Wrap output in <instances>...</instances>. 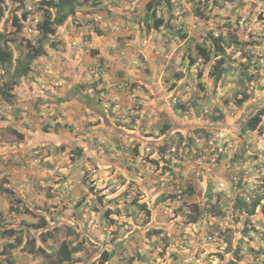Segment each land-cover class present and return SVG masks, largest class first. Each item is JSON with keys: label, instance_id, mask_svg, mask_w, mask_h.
<instances>
[{"label": "trees", "instance_id": "trees-1", "mask_svg": "<svg viewBox=\"0 0 264 264\" xmlns=\"http://www.w3.org/2000/svg\"><path fill=\"white\" fill-rule=\"evenodd\" d=\"M85 1H88L89 7L92 6L90 14L99 10L98 12L106 21L117 14L119 22L128 21L129 24H136L134 31L128 32L132 34L127 33V35H124L126 32L123 27L117 32L113 43L107 45L103 40L101 42L98 40V48H93L95 44L90 41L84 43L81 39L70 40V37L66 35L68 22H71L76 9L79 6L82 7L81 5ZM105 1L106 4L103 7V0H38L28 10L27 0H0V103L8 102L12 108L10 115L17 114V119L22 118L26 123V117L22 116L23 110H20L26 104V101L20 100L17 104L13 97L21 81L30 73L34 59L51 54L59 64L66 68L67 73L62 76L66 80L64 84L56 87V91L53 90L52 86L49 87L48 97L50 100L45 101L41 98L44 100L45 107L41 106L42 110L37 111L39 114L46 113L50 116V120L43 123V120L37 115L31 119L34 128L30 134L33 141L31 150H38L40 157L49 154L47 145L39 141L40 135L35 134V132L36 130L41 133L56 132L58 134L55 137L62 138L65 141H70L73 137L79 136L82 137L79 138L80 141H85L89 146H91V143H98V151L93 148L86 149L88 157H97L98 166L108 159H112L117 161L119 166L123 163L125 172L130 173L135 172L134 168L140 167L141 162H146L159 175H164L166 172L176 173L179 169L185 168L182 162L186 159L185 153H190L189 151L196 143V139L191 134L196 133L198 137L205 134L202 132V128L196 125L194 127L188 120L180 119L177 113L187 117L190 107L195 106L196 102H199L200 106H204V103L209 100V97L215 91L214 114L212 117L217 120L224 119L226 117L224 114H227V112L221 110V107L228 103L226 98L222 99V96L226 94L223 90L225 85L228 86L226 91L234 85H241L239 88L234 89L232 93L235 105L241 106L247 102L250 103L251 107H254L257 104L254 100V91L252 92L251 89L263 76V68L261 67L260 58L252 59L251 50L243 52L241 47L247 45L248 49L260 50L259 34L258 32H250L252 38L243 42V40L238 39L235 32H228L226 33L227 37H225L224 32L220 31L217 35H214L211 31H208L203 36L202 42L196 41L192 48L183 46L182 50V45H176V42L162 41V38L157 36L163 32L164 28L171 27L172 7L171 10H168L171 0H146L143 5L144 16L140 20L136 18L137 16L132 10H126L127 14H124L126 12L124 8L119 10L121 3L124 4L126 0ZM200 1H203L205 6L203 10H206V12L199 10ZM190 2L196 4L194 7L195 12L193 11L192 15L196 19H209V12H212L213 15L215 8L225 9L230 3L233 4L231 11L236 13V19L246 11L244 18H253L257 25L264 24V0L262 3L261 0H256L254 5L249 8L245 2L244 4L236 3V0H189ZM157 7L162 11H168L164 14H157ZM186 16H188L187 13ZM35 17H37L36 20H34ZM59 28L65 30L63 33L67 40L65 44L58 38H56L57 40L54 39L60 31ZM235 28L238 29L237 26ZM30 29L32 32H29ZM97 29L100 36L104 35L102 34V28ZM143 32L148 35V38ZM185 36H187L186 33L179 34V37L183 38V43ZM143 39L147 40L144 45L141 44ZM47 41L50 42L49 48L45 45ZM232 45H235V47L232 48ZM123 49L129 50L127 56L123 55ZM167 54H169V58L165 60ZM102 59L104 61L101 63ZM200 59L204 68L197 72V79L194 82L191 81L192 71L190 68ZM228 66L239 69L235 80L230 77H223ZM95 71L98 72V76H94ZM188 75L191 84L186 79ZM86 77L91 78L90 82L86 81ZM158 77L160 78L159 83H157ZM48 79L46 77L44 82L49 83ZM58 80H60V77H55V81ZM186 91H189L187 98L181 94ZM189 98L192 100H188ZM115 105H117V108ZM146 108H148V112L141 115V112ZM149 110H153L155 114L150 113ZM247 111L250 112V115L242 122L240 130L243 135L246 133L245 136L250 138L253 134L257 135L264 131L262 126L264 106ZM70 112L71 115L76 114L80 118L83 122L82 126H72V122L68 123L62 119L65 113ZM126 119H128V122ZM236 119H239L237 115ZM229 126L234 125L229 124ZM11 128L9 132L0 133V138L14 140L25 137V134L23 136L19 133V128ZM190 130H193L191 134L189 133ZM97 136L98 139H96ZM251 146L252 143L249 147ZM61 147L64 148L63 144H61ZM173 147L175 150L172 152ZM72 150L77 155L82 154L81 146H76ZM118 152L120 153L115 155ZM237 155L234 157L242 158L246 156L248 158L243 152ZM40 161L41 165H45L44 162L47 163V160L44 159ZM178 162H180L178 166L173 165V163ZM4 174L0 173V191L4 190L2 186L7 183ZM130 175V179L135 177L134 174ZM200 180V178H196V188L190 186V180L186 184H182L179 190L174 187L171 189L162 188L159 190L156 200L150 206L140 200L134 201V199L131 200V203L137 209L150 212L151 207L155 209L162 208L175 200L176 197H180L186 202L189 195L191 197L190 201L195 200L194 197L196 198L198 203L196 204L197 215L200 216L206 211L213 212L215 204H212L210 200L214 196V185L212 182L201 184ZM82 181H85V178ZM250 184L252 183L249 182L247 175H244L239 177L235 185L231 184L230 186V189L236 192L232 207L244 216L254 214L258 208L261 209V212H264V184H262L263 186L259 192L255 191V196H252L253 199L245 195L248 194L246 188ZM204 188V192L201 196H198V192ZM223 189L222 183H218L216 189V191H219L217 192L218 198L222 197L225 201L229 196L226 195ZM240 192L244 195L242 196ZM248 195H252V193ZM102 196H104V193L98 195L97 199L98 203L103 205ZM203 197L205 202L200 206L199 202ZM107 201L111 200L108 199ZM205 203H209V206H204ZM36 206L24 210L23 213L39 209V206ZM183 212L184 210H182ZM3 217V211L0 210V233L2 236L16 234L18 237L15 238V241L18 244L21 238L19 235L25 230L26 238L22 240V245L25 243L32 247L35 245L40 250L48 246L50 238L55 241L50 237L52 236L51 231H56L57 235L63 234V237L72 234L70 232V221L67 218H60L55 221V224H50L46 228L45 226L48 224L44 221L37 224L23 222V226L6 227L2 224ZM196 218L195 215L192 218L194 220L191 221H197ZM43 225L45 226L43 227ZM36 227H43L46 232H40L37 236L36 233L33 234L30 230H27ZM160 233L161 228L159 227L149 228L146 231L145 240L149 243L151 236H156L159 240H162ZM119 241H121V238L115 240L113 244L115 245ZM82 243L78 240L76 244L69 247L68 243L62 239L53 252L43 255L50 259L49 264H78L81 261L75 254L82 251ZM168 243H171V239H168ZM117 246L125 247L122 244ZM14 247H16L14 240L13 242L3 243L0 255ZM243 247L241 243L237 246L234 245L233 251L238 261L243 255ZM139 248H141V245L136 244L133 251L127 250L124 256V264L143 263V254ZM170 248L173 250L174 246L171 244ZM104 249L105 252L102 253L99 264H105L110 258L115 260L121 258L118 252L116 254L115 247L111 253L108 252L106 247ZM126 249H128L127 246ZM252 249L256 253L264 255V246L261 252L254 247ZM213 253L224 259L222 251ZM225 264H236V260L230 259Z\"/></svg>", "mask_w": 264, "mask_h": 264}, {"label": "rangeland", "instance_id": "rangeland-1", "mask_svg": "<svg viewBox=\"0 0 264 264\" xmlns=\"http://www.w3.org/2000/svg\"><path fill=\"white\" fill-rule=\"evenodd\" d=\"M35 1L38 0H27V7L29 10L32 8ZM145 1L146 0H126L124 1V4L121 3L119 10L123 8L125 11L132 10V12L136 14V18L140 20L144 16L143 5ZM255 1L256 0H236V3L244 4L245 2L249 8L254 5ZM105 2L106 1L103 0V7H105ZM262 2L263 0H261V3ZM199 5V10H203L205 7L203 1H200ZM81 6L82 7L79 6L76 9L71 22H68L69 26L67 25L68 30L66 35L70 37V40L72 41L74 39H81L84 43L90 41L95 44V47L93 48H98V40L99 42L103 40L107 45L113 43L117 32L123 27L126 32L124 35H127L128 32L134 31L136 24H129L128 21L119 22L117 14H115L112 19L106 21L103 17L99 18L101 15V13L98 12L99 10L90 14L92 6L89 7L88 1H85ZM195 6L196 4L189 3V0H171L168 9L171 10L172 7L170 19L171 27L164 28L163 32L159 33L157 36L162 38V41H169L170 43L176 42V45H182L183 50V46H186V48H192L196 41L202 42L203 36L208 31H211L214 35H217L220 31L224 32L225 37H227L226 33L235 32L238 39L243 40V42L246 39L252 38L250 32H258L261 41V49H248L247 45H245L243 48L241 47V50H243V52L251 50L253 54L252 59L260 58L261 67L264 72V24L257 25L255 21H253V18H244L246 11L242 13L241 17L237 15L238 19H236V13L231 11L233 4L230 3H228L227 8L225 9L219 10L218 8H215L213 15L212 12H209V19H196L192 16ZM119 10L116 11L119 12ZM167 11H162L159 7L156 9L157 14H164ZM203 11L206 12V10ZM186 13L188 16H186ZM124 14H127V11L124 12ZM36 19L37 17L34 18V20ZM100 20H103L105 23H99ZM235 26H237L238 29L235 28ZM97 28H102V34L104 35L100 36ZM58 30H60V28ZM29 32H32L31 29ZM64 32L65 30H60L54 39L57 40L56 38H58L65 44L67 40L63 35ZM182 33L187 34L184 43L183 38L179 37V34ZM145 35L148 38L146 33ZM45 45L49 48L50 42L47 41ZM233 47H235V45H232V48ZM123 50L126 51V49ZM165 60L167 59L165 58ZM103 61L104 60L102 59L101 63ZM44 66L46 67V70L49 68L47 61L44 62ZM203 68L204 65L201 62V59L197 60V62L192 65L190 68L192 71L191 81L195 82L197 79V72ZM35 72L36 70L33 69L32 73ZM94 73V76H98L97 71ZM238 73L239 69L228 66L225 69V76L223 77H230L232 80H235ZM36 76L40 78V71L36 73ZM61 76H63V74H61ZM186 79L189 84H191L189 75ZM90 80L91 78L86 77V81L90 82ZM61 82L62 81H60V83ZM159 82L160 78L158 77L157 83ZM239 86L241 85H234L231 89H227V91L226 88H228V86L225 85L223 87L226 94L222 96V99L226 98L228 100V103L221 107V110L227 112V114H224V116H226L224 119L217 120L212 117L214 114L215 91H213L209 100L204 103V106H200V104H198L199 102H196L195 106L188 109L189 112L187 117L190 116L191 111L203 109L208 110L194 120L195 122L197 120L196 124L200 125L199 127L202 128V132L205 134L204 136L202 135L198 137L196 133H192L193 130L189 131V133H192L191 135L196 139V143H194L191 150L194 152L189 151L190 153H185L186 159L182 161L185 168L182 170L179 169L176 173L166 172L164 175H159L156 171H153V168L147 165L146 162H141L140 167H137V169L134 168L136 173L125 172L124 164L122 163V166L120 167L118 166V162L113 161L112 159H108L105 163H101L98 166L97 157H88V152L86 150L88 148H93L98 151V143H91V146H89L85 141H80L79 138L82 137L79 136L76 138L73 137L70 141H65L59 137L54 139L55 136L52 134L57 136L58 133L50 132L52 133L51 135L55 144H50L51 150H48H50V154L52 155L51 159L53 160V163H50V166H57V171L54 170L55 173L62 176L64 168L73 172L74 166H76L77 169L79 166L80 168L86 166L85 168L88 170V177L86 176L87 172H84V169L77 171L79 172V179L77 181H80L82 176H86L85 181H83L85 184L84 188H86V194L85 196L81 195L80 197L81 205H76L78 196L72 193L74 195L73 200L68 206H64L62 211L59 212L62 214V217L67 218L74 224L75 222L80 224L85 223V235H80L83 239L84 246L82 251L75 254L76 257H79V261H81L78 264H99L102 259V253L105 252V247L108 252L115 247L116 254L118 252V255L121 257L118 260L110 258L105 264H124V256L127 253V250L133 251L136 244L141 245L139 250H141L144 258L143 263L141 264H225L230 259L236 260V264H264V255L256 253L255 250L252 249L254 247L261 252L264 246V212H261V209L258 208L252 215L244 216L242 213L239 214L232 207L236 192L230 189L231 184L235 185L239 177L247 175L249 182L252 184L248 185L246 190L248 194L252 193V195H245L250 199H253L252 196H255V191L259 192L263 186L262 184H264V151H262L264 149H259L261 155H259V151L256 153L255 149H253L254 144H258L260 141L261 144H263L260 148H264V134H253L252 137L248 138L245 136L246 133L243 135L240 130L242 122L250 115V112L247 110H256L264 106V73L258 80V83H256L251 89L252 92L254 91V100L257 102L254 107H251L250 103L247 102L243 103L241 106H237L233 103V90L239 88ZM29 88L30 86L24 84L22 81V85L17 87V91L13 97L17 104L20 100L26 101V104L20 109L23 110L22 116H25L26 120H30V113H32L33 116L37 115L41 118L43 123L49 121L50 116L46 113L39 114L37 111L42 110L41 106L45 107L44 100L42 101L40 97H35V100L24 99ZM181 94L183 97L185 96L187 98V96H189V91ZM188 100L192 99L189 98ZM11 109L12 108L8 102L4 101L3 103H0V110ZM147 109L148 108L143 110L141 115H145L148 112ZM149 112L155 114L153 110H149ZM14 115L18 118L17 114ZM67 115L68 113H65V116H63L62 119L64 121H66ZM236 115L239 119H236ZM177 116L182 120L187 119V117L178 113ZM4 118L6 117L0 113V133L5 131L9 132L12 129L11 126L5 127V125H2L1 120ZM126 120L128 122V119ZM20 122V120H17V124H20ZM66 122L69 123V121ZM220 122H223V124ZM21 124H25L26 127H29V123ZM229 124L235 126L231 127L233 132L231 131V133L226 135L224 140L219 141V143H224L226 145L225 149L219 151L217 149L211 150L210 148H206L203 141L206 134L216 127L227 126L229 128ZM262 126L264 128V119ZM30 129L31 131L34 130L32 123ZM35 134L39 135L41 132L36 130ZM197 137L199 140H197ZM49 138L51 139V136H49ZM259 138H261V140H258ZM96 139H98V136ZM4 141L7 140L0 138V147L4 146ZM250 142L252 143L251 147H249L251 145ZM61 144H63L64 148L61 147ZM76 146L82 147V154L77 155L76 152L72 150ZM2 150L3 149H0V153H3ZM174 150L173 147L171 151L173 152ZM241 152L245 153L248 158H246V156H240L242 158L234 157L238 156L237 154ZM119 153L120 152L115 153V155ZM34 155L38 157L39 160H43L45 157V155L40 157L39 153H34ZM27 156L28 154L26 153L25 157ZM180 162L173 163V165L178 166ZM130 174L135 175L133 179L131 178L132 180L130 179ZM196 178L201 179V184L212 182L214 185V196L210 200L212 204L216 205L213 207V212L206 211L200 216L197 215L198 209L196 204L198 203L196 202L195 197V200L190 201L191 197L189 195L186 198L188 202L183 201L180 197H176L175 200L168 205H164L162 208L155 209L151 207L150 212L143 211L139 208L137 209L131 203V200L134 199V201L140 200L150 206L154 200H156L155 198L159 195V190L162 188L171 189L174 187L179 190L180 186L186 184L188 180H190V186L196 188ZM221 182L224 183L223 190H225L226 195L229 196L225 201H223L224 198L222 197L218 198L217 192L219 191H216L218 183ZM105 183L109 184L108 188L103 186ZM80 188L81 187L77 189ZM204 190L205 188L198 192V196H201ZM101 193H104V196H102V201L104 202L103 205L102 203H98L97 199L98 195ZM240 194H242V196L244 195L242 192H240ZM24 198L32 201L29 204H33L34 202L39 203L41 202V199H43V197H41V199L34 198L32 195H29L28 192H26ZM108 199L111 201H107ZM203 202H205L204 197L199 202L200 206ZM204 206L208 207L209 203H205ZM182 210H184L183 213ZM42 215L45 216L47 220L49 219V212L47 210L44 211ZM58 215L59 214L56 213L55 216ZM195 215L197 216L195 219L197 221L192 222L191 220H194L192 218ZM23 216H27V219L25 220L31 222L29 215L23 214ZM155 227L161 228L160 234L163 239L159 240L156 236H151L148 243L145 240L146 231H148L149 228ZM225 229H227V231L224 232ZM27 230L33 232L32 228ZM104 234L106 241L109 242V244L106 246L103 244L98 245V241ZM57 236L58 238L60 236L66 240H75V238H77L74 234L65 237H63V234ZM120 238L121 241L115 245L112 244L115 240ZM168 239H171L170 244L168 243ZM2 241L4 240L0 239V243ZM239 243L244 247L242 248L243 255L238 261L235 258L236 255L233 248L235 244L237 246ZM119 244H122L123 246L125 245V247L117 246ZM171 244L174 246L173 250L170 248ZM52 245L59 246V243L54 242ZM126 246L128 249H126ZM218 251L223 252L224 259H221L213 253ZM49 260V258H46L47 262Z\"/></svg>", "mask_w": 264, "mask_h": 264}, {"label": "clouds", "instance_id": "clouds-1", "mask_svg": "<svg viewBox=\"0 0 264 264\" xmlns=\"http://www.w3.org/2000/svg\"><path fill=\"white\" fill-rule=\"evenodd\" d=\"M28 10H29V8H28ZM101 17H102V15L99 16V18H101ZM99 23L103 24L105 22H103V20L102 21L100 20ZM146 42H147V40L143 39L141 44L144 45ZM128 52H129V50L126 49V51L124 50L122 53H123L124 56H127ZM49 57H51L52 59H50ZM165 58L168 59L169 58V54L165 55ZM46 61L48 62V65H49V68L47 70H46V67L44 66V62H46ZM60 65L61 64H59L56 61V58L54 56H52L51 54L50 55H44V56H41V57H38V58L34 59V61L31 64L30 73L28 74L27 77H25L22 80L24 84H27L28 86H30L27 95L24 96V99H31V100L34 99L35 100V97H40V98H43L45 101L50 100V98L48 97L49 92H50L49 87L52 86L53 90L56 91V87L59 86V85L64 84V82L66 80V79H64L61 76V74L64 75V73H67L66 72V68L63 66L64 67L63 68L64 69V73L60 74V71H58V68H62L61 67L62 65L61 66ZM33 69L36 70L35 73H32ZM39 71H40V78L38 76H36V73H38ZM57 76L60 77V80L55 81V77H57ZM46 77L49 78L48 79L49 83H45L44 82V79ZM22 81H21L20 85H22ZM60 81H62V82L60 83ZM43 99H42V101H43ZM115 107L117 108V105H115ZM207 111L208 110H206V109L191 111L190 116H188L186 120H188V122H191L194 127H195V125L196 126H200V125L196 124L197 120H196V122L194 120H195V118H198L201 114H203L204 112H207ZM71 114H72L71 112L68 113L66 121L72 122V126H78V125L82 126L83 122H81L80 118L78 116H76V114L75 115H71ZM231 127L229 126V128H230L229 129L227 126H220V127H216L214 129L210 130L208 132V134H206V137L203 139L206 148H210L211 150H216V149L219 150V147L221 148V150L225 149L226 145L224 143L223 144L219 143V141L224 140L226 135L231 133V131H232ZM220 129H224L226 131L225 135L222 138L216 140V142H215L216 145L215 146L214 145L210 146L207 143L209 137L212 136V134L214 132H216V131H218ZM25 132H27V130H25ZM19 133L23 134L21 131H19ZM43 133H45L48 138H49V136H51L52 145H54L55 142L53 141L52 135L53 136H55V135L50 133V132L49 133L43 132ZM259 134L263 135L264 131L262 133H259ZM54 139H57V138L54 137ZM14 140H19V139L17 138V139H14ZM197 140H199L198 137H197ZM258 140H261V138H259ZM261 145H263V144H261V141H260L258 144H254V146H253V148L255 149L256 153L259 151L258 152L259 155H261L259 149H264V148H260ZM221 150H219V151H221ZM262 151H264V150H262ZM34 153H38V150L34 149V150H30L29 152H27L28 156L31 157V158H34V156H35ZM49 155H50V150H49ZM85 167L86 166H83L82 168H80V166H79V168L77 169V167L74 166L73 172H75V171L77 172L78 170H83V169H84V172H87L88 170ZM86 176L88 177V172L86 173ZM86 176H82L81 180L77 181L78 184L83 187V189L81 188V194L78 195V197H77V199H78L77 204H78V202H80L81 195L85 196V194H86V188H84L85 184L82 181V179L85 178ZM221 183L224 186V183L223 182H221ZM103 186L105 188H108L109 184L105 183ZM13 196H15V197L9 198V200L7 201L8 205H6V209L2 210L3 211V216H4L3 220H2V224L5 225L6 227L7 226H14L15 227L16 225H22L23 226L24 225L23 222H27V221L21 216H23V214H27V215H29V217L33 216L35 218V220H36L35 222L31 221V222H27V223H35V224H37L38 222L41 223L42 221H44L48 225L47 226L43 225V227L45 226L46 228H48V226L50 224H52L53 221H56V220H58L60 218H64V217H62V214L59 213V212L62 211L64 206L66 207V206H68V204H70V203H66L64 198H60V199L59 198H55L54 200L53 199L50 200L49 203H48V201L39 202V203L34 202L36 205L39 206V209L33 210V211H25V213H23L24 210H29V208H35L37 206L34 205V204H29V203H25V204H22L20 206L19 205L20 197H18L16 195H13ZM79 205H81V203L78 204L77 206H79ZM51 206L54 207V208H59V210L58 211H52V210H50ZM107 209H109V208H107ZM46 210L49 212V215H48L49 219L48 220L45 218V216L42 215V213L44 211H46ZM53 212H56L59 215L55 216L56 214L53 215ZM84 225H85V223H81L80 224L78 222H75V224H74V223L70 222V226H71L70 232L77 236V238H75V240L74 239L66 240L65 238H61L60 236L58 238L57 232L54 231V230L51 231L52 236H50V237L55 239V241H52V239L50 238V242H49L48 246L43 249L44 250L43 253H42L43 250L37 249L35 245H33V247L29 246V245H26V243L22 245V240H24L26 238L25 230L19 235V237H21L22 239L20 238V242L18 244L15 241V238L18 237L16 234H13L11 236H2V234L0 233V239L4 240L2 243H0V250L2 248L3 243L9 242V240L12 238L11 241L13 242V240H14V243L16 244V247L19 248L20 251H25V252H27V253L32 255L31 256V261H30L29 264H48L49 261L48 262L46 261V257L43 254L51 253V252L54 251V249L56 247H58V246L52 245V244H54V242H58L60 244L62 239H64L68 243L69 247H71L74 244H76L78 240L83 242V239H82V237L80 235H82V234L85 235V233H84ZM43 227H41V228H37V227L36 228H32L33 229V234L36 233V235L38 236L40 234V232H46V231H44ZM98 239H100V238H98ZM99 241L97 243L98 245H102V244L103 245H108L109 244V242L106 241L105 234L103 235V237ZM82 245L84 246V243H82ZM9 251L10 250H6L5 253H8ZM111 251L112 250H110L109 253H111ZM5 258L7 260V263L11 264V262H10L11 259L9 257H5Z\"/></svg>", "mask_w": 264, "mask_h": 264}, {"label": "crops", "instance_id": "crops-1", "mask_svg": "<svg viewBox=\"0 0 264 264\" xmlns=\"http://www.w3.org/2000/svg\"><path fill=\"white\" fill-rule=\"evenodd\" d=\"M61 67L62 68H58L60 74L64 73V67ZM11 111L12 110H0V113L6 117L1 120L2 125H5V127L11 126L19 128L23 136L25 134V137L19 140L4 141V146L0 147V149H3V153H0V173L2 175L5 173L4 176L7 179V183L3 184L4 190L0 191V209H6V205H8L7 201L9 198L15 197L13 195L20 197V206L32 202L24 198L26 192L37 199L43 197L41 202L48 201L49 203L52 199L64 198L66 203H70L74 197L72 193L78 196L81 194V188L83 189L77 182L79 179V172L72 173L64 168L62 176L56 174L55 171H57V166H50V163H53L51 154L45 155L44 160H47V163L43 161L45 165H41V161L36 156H34L35 159L29 156L25 157V154L31 150V145L33 144L30 138V134L32 133L30 125L31 119L34 118V116L30 113V120H26V123H29V127H26L25 124H21L25 123L22 119H17L15 115H10ZM17 120L21 121L20 124H17ZM25 130H27V132H24ZM39 135V141L46 144L47 149L51 150L50 144H52V140L48 138L45 133ZM79 187L81 188L77 189ZM50 210L58 211L59 208L51 206ZM55 214L56 212H53V215ZM21 217L27 219V216ZM29 218L31 221H35L33 216ZM55 223V221L52 222V224ZM11 240L12 238L9 241ZM31 256V254L20 251L19 248L14 247L8 253L0 255V264H8L5 257L11 259V264H29Z\"/></svg>", "mask_w": 264, "mask_h": 264}, {"label": "built area", "instance_id": "built-area-1", "mask_svg": "<svg viewBox=\"0 0 264 264\" xmlns=\"http://www.w3.org/2000/svg\"><path fill=\"white\" fill-rule=\"evenodd\" d=\"M225 133H226V131H225L224 129H220V130L214 132V133L212 134V136L209 137L207 143H208L210 146H213V145L215 146V145H216V144H215L216 140L222 138V137L225 135ZM219 150H221L220 147H219Z\"/></svg>", "mask_w": 264, "mask_h": 264}]
</instances>
